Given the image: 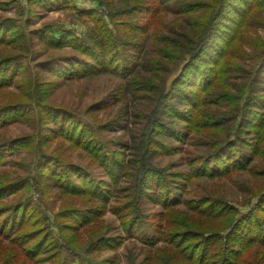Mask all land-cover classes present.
<instances>
[{"label":"trees","instance_id":"1","mask_svg":"<svg viewBox=\"0 0 264 264\" xmlns=\"http://www.w3.org/2000/svg\"><path fill=\"white\" fill-rule=\"evenodd\" d=\"M98 2L86 7L73 0H27L31 6L79 10L91 23L82 37L70 30L53 35L47 26L35 31L30 43L58 51L39 64L44 71L39 79L51 75L71 82L111 75L124 83L119 96L129 93L147 101V112L135 114L142 125L130 144L123 136L101 140L93 127L63 107L42 106L50 116L42 119L40 128L46 130L39 141L51 138L84 149L103 175L96 180L89 169L73 163H51V174L39 167L45 176L40 190L44 193L46 185L60 191L54 219L23 197L28 181L1 177L0 264H31L36 258L53 264H119L94 254L116 251L127 240L148 249L165 245L137 264H261L264 193L241 214L211 194L192 201L182 195L197 180L223 181L250 171L249 157L264 155V38L258 32L264 28V0H121L123 5L113 9ZM165 13L175 21L165 25ZM22 27V22L1 17L0 48H11ZM67 49L71 52L63 53ZM20 70L16 57H0V93L7 91L10 79L18 81L15 72ZM108 108L103 100L87 114ZM24 113L20 104L1 105L0 129ZM124 114L122 108L98 133L128 129ZM162 135L173 142L160 140ZM186 142L204 150L190 161V171L158 167L157 157L180 152ZM34 143L33 135L0 138V166L18 150H37ZM13 195L18 199L6 204ZM183 204L191 213L178 211ZM147 205L164 213L145 214ZM108 211L120 222L122 234H107L102 218ZM160 219L164 224L157 225ZM52 247L54 253L48 254ZM248 253L253 260L245 259Z\"/></svg>","mask_w":264,"mask_h":264},{"label":"rangeland","instance_id":"2","mask_svg":"<svg viewBox=\"0 0 264 264\" xmlns=\"http://www.w3.org/2000/svg\"><path fill=\"white\" fill-rule=\"evenodd\" d=\"M73 1L80 4L84 3L86 7L93 5V1L98 2V0ZM101 1H105L108 9L123 5L121 0ZM105 9L108 10L107 8ZM166 14L161 16V21L165 25L173 23L175 16ZM1 17H10L15 19V21L22 22L23 27L18 32V37L13 41L11 48H0V57L7 54L21 61L20 72H15L17 77L20 78L17 82L10 79L8 86H6L7 91L0 93V106L5 103L6 105L20 104L25 113L22 119H18L14 124L0 129V138L19 139L25 138L27 135H33L37 150L21 149L8 156L5 159V163L0 166V178L7 175L13 180L25 179L28 181L27 192H21L23 197L30 201L32 200L34 205H42L51 219H54V214L60 210L62 203L60 191L46 185L43 189L44 193L40 190L45 176L42 175L39 167H47L46 169L51 174V163L52 165L73 163L89 169L96 180L100 179L103 172L100 165L82 148L72 147L68 143L64 144L60 140L55 141L51 138L42 143L39 141V135L46 130L40 128L43 124L42 119H48L50 116L49 113L42 111V106L46 104L58 108L63 107L69 113L81 118L84 123L93 127L101 140L111 141L116 136H123L132 144L142 125V120L137 118L135 114L147 112L149 103L136 99L129 93L120 97V88L124 83L111 75H99L92 78L82 77L71 82L56 79L51 75L39 79L44 76V71L39 67V64L52 56L58 55V51H51L43 46H38V42L30 43L33 39L32 35L35 34L36 30L47 26L53 28V35L62 34L64 30H70L82 37L86 27L91 25V23L88 22L86 16L80 15L79 10L73 11L69 8L51 9L44 5L31 6L27 3V0H0ZM154 29H156L155 21L150 27V33H153ZM258 32L264 38V28H259ZM27 38L30 39L27 41ZM135 51L130 50L131 53H135ZM70 52L68 49L63 51V53ZM28 80H33V82L25 85ZM28 86L32 87L30 92H27ZM103 100L109 103L110 108L102 109L95 114H87L89 107ZM101 107L103 105L98 108ZM122 108L125 110L123 120L127 123L128 129L118 127L115 131L108 130L98 133L99 127L104 125L103 123L107 120L116 117ZM47 135L45 134V136ZM159 139L173 142L166 135L160 136ZM179 147H181L180 152H176L171 156L162 155L157 157L155 163L158 167L165 168L171 173L188 172L192 167V165L190 166V161L204 151L202 147L193 146L190 142H186ZM130 158L131 154L128 151L127 159ZM249 160H253L250 171L234 174L231 178L223 181L208 178L197 180L193 184H188L182 198L192 201L201 198L203 195L211 194L233 204L240 214L246 213L258 201L260 195L264 193V176H260L264 173V155L256 157L251 155ZM44 195L46 201H43ZM16 198L13 195L5 203L13 205L14 203L11 202ZM177 209L186 214L191 213L186 204L178 206ZM144 212L145 214L164 213L159 206L153 205H147ZM102 220L104 225L109 227L107 234H122L120 222L110 211L107 212ZM155 223L157 225L160 223L164 224L161 219ZM53 230L55 231L54 237L62 241L58 228H53ZM163 247L165 245H160L156 249H148L138 240H127L116 251H104L100 254H94V256L98 259L113 257L119 261V264H137L149 259L156 250H162ZM54 251L55 248L52 247L48 254L54 253ZM253 251L254 249L250 253ZM250 253L244 256L245 259L253 260L250 257ZM31 264H53V262L49 261L48 258H36ZM261 264H264V261Z\"/></svg>","mask_w":264,"mask_h":264}]
</instances>
